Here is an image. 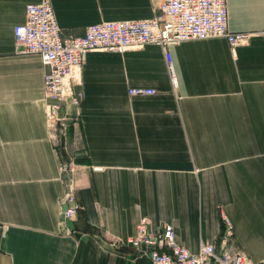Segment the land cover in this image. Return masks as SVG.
<instances>
[{
	"label": "crops",
	"instance_id": "crops-1",
	"mask_svg": "<svg viewBox=\"0 0 264 264\" xmlns=\"http://www.w3.org/2000/svg\"><path fill=\"white\" fill-rule=\"evenodd\" d=\"M38 1L0 0V264H150L118 243L141 217L148 231L170 224L190 252L218 249L227 221L231 246L264 264V0H225L227 28L248 33L244 44L167 46L174 86L155 44L86 52L72 86L82 97L57 111L68 122L58 145L44 118L46 68L12 38ZM159 1L50 3L60 34L80 37L102 21L150 18ZM134 87L155 92L127 95ZM68 162L72 228L60 219Z\"/></svg>",
	"mask_w": 264,
	"mask_h": 264
},
{
	"label": "built area",
	"instance_id": "built-area-1",
	"mask_svg": "<svg viewBox=\"0 0 264 264\" xmlns=\"http://www.w3.org/2000/svg\"><path fill=\"white\" fill-rule=\"evenodd\" d=\"M261 34L264 36V31ZM212 37L224 38L230 49L248 39L246 32L228 30L225 0H161L150 18L102 21L88 25L80 37L61 35L50 0H39L25 5L24 22L12 28L14 45L21 53L37 54L46 68L42 75L44 118L56 145L65 140L68 124L65 117L58 115L60 104L68 102L77 106L82 97V92L74 91L72 86L79 84L86 52L96 49L120 53L155 44L163 50L165 68L174 86L171 57L165 48L187 39ZM154 92L139 87L126 91L130 96ZM60 170L68 172L60 200V219L65 222L73 218L78 204L74 199L72 163H63ZM224 225L218 249L209 242L201 243L196 252H190L175 241L170 224L161 223L154 231H148L146 217L137 221L133 236L118 243L132 247L138 255L147 257L150 264H247L244 253L230 244V225L227 221Z\"/></svg>",
	"mask_w": 264,
	"mask_h": 264
},
{
	"label": "water",
	"instance_id": "water-1",
	"mask_svg": "<svg viewBox=\"0 0 264 264\" xmlns=\"http://www.w3.org/2000/svg\"><path fill=\"white\" fill-rule=\"evenodd\" d=\"M62 209H64V207ZM65 222H66V224L68 225L69 228H72L73 225H72V222L71 221H69L68 219H66Z\"/></svg>",
	"mask_w": 264,
	"mask_h": 264
},
{
	"label": "rangeland",
	"instance_id": "rangeland-1",
	"mask_svg": "<svg viewBox=\"0 0 264 264\" xmlns=\"http://www.w3.org/2000/svg\"><path fill=\"white\" fill-rule=\"evenodd\" d=\"M246 43V42H245Z\"/></svg>",
	"mask_w": 264,
	"mask_h": 264
}]
</instances>
